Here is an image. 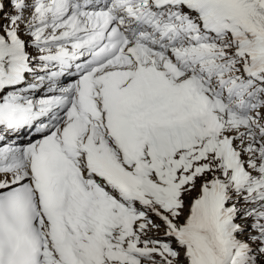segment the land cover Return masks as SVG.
Listing matches in <instances>:
<instances>
[{
  "label": "snow or ice",
  "instance_id": "1",
  "mask_svg": "<svg viewBox=\"0 0 264 264\" xmlns=\"http://www.w3.org/2000/svg\"><path fill=\"white\" fill-rule=\"evenodd\" d=\"M0 264H264V0H0Z\"/></svg>",
  "mask_w": 264,
  "mask_h": 264
}]
</instances>
